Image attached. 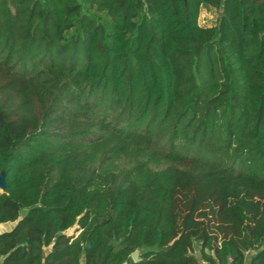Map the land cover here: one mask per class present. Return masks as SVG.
I'll use <instances>...</instances> for the list:
<instances>
[{
  "label": "trees",
  "instance_id": "1",
  "mask_svg": "<svg viewBox=\"0 0 264 264\" xmlns=\"http://www.w3.org/2000/svg\"><path fill=\"white\" fill-rule=\"evenodd\" d=\"M1 173L0 264H264V0H0Z\"/></svg>",
  "mask_w": 264,
  "mask_h": 264
},
{
  "label": "rangeland",
  "instance_id": "2",
  "mask_svg": "<svg viewBox=\"0 0 264 264\" xmlns=\"http://www.w3.org/2000/svg\"><path fill=\"white\" fill-rule=\"evenodd\" d=\"M220 15V11L218 9H206L203 8L201 9L200 15H199V22L201 24H213L217 21L218 16ZM6 223H0V232L4 231V230H8L9 228H7L5 226ZM140 252V250H138ZM132 259V258H131ZM133 260V259H132Z\"/></svg>",
  "mask_w": 264,
  "mask_h": 264
},
{
  "label": "water",
  "instance_id": "3",
  "mask_svg": "<svg viewBox=\"0 0 264 264\" xmlns=\"http://www.w3.org/2000/svg\"><path fill=\"white\" fill-rule=\"evenodd\" d=\"M4 185H5L4 176H3V173H1L0 174V190H3ZM87 246H89V245L87 244ZM130 256L134 262L138 261L139 260V251L138 250L133 251Z\"/></svg>",
  "mask_w": 264,
  "mask_h": 264
},
{
  "label": "crops",
  "instance_id": "4",
  "mask_svg": "<svg viewBox=\"0 0 264 264\" xmlns=\"http://www.w3.org/2000/svg\"><path fill=\"white\" fill-rule=\"evenodd\" d=\"M13 224L14 222H8L7 224H5V226L10 229L13 226Z\"/></svg>",
  "mask_w": 264,
  "mask_h": 264
}]
</instances>
